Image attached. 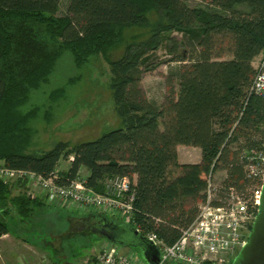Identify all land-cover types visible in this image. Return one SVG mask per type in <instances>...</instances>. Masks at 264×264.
I'll return each instance as SVG.
<instances>
[{"label":"trees","instance_id":"trees-1","mask_svg":"<svg viewBox=\"0 0 264 264\" xmlns=\"http://www.w3.org/2000/svg\"><path fill=\"white\" fill-rule=\"evenodd\" d=\"M202 1L207 3L66 0L60 15L62 0H0V160L47 176L61 157L72 155L60 170L62 181L84 169L87 184L97 191L106 179L126 176L134 190L135 224L168 244L195 220L209 172H224L220 192L231 187L246 195L256 181L245 169L247 155L264 152V97L250 89L253 59L264 56V0ZM131 29L145 34L125 36ZM174 32L181 34L179 42ZM167 41L169 53L182 49L172 57L178 65L169 71L157 105L146 98L140 80L156 68L154 54ZM119 47L122 53L111 59ZM65 51L78 68L95 56L107 62L121 126L35 154L28 151L30 122L41 106H24L49 81ZM64 93V87L55 88L47 100ZM179 145L198 147L199 161L179 162ZM17 187L0 181L1 212L8 216L11 204L23 220L45 207L42 197L31 199ZM8 232L1 213L0 236Z\"/></svg>","mask_w":264,"mask_h":264},{"label":"rangeland","instance_id":"rangeland-1","mask_svg":"<svg viewBox=\"0 0 264 264\" xmlns=\"http://www.w3.org/2000/svg\"><path fill=\"white\" fill-rule=\"evenodd\" d=\"M190 6H204L207 1L186 0ZM66 0H62L59 14L65 9ZM145 34L143 30L131 29L125 36ZM176 41L181 40L180 33H172ZM223 43H226L224 41ZM167 42L156 50L153 62L157 64L154 70L144 72L140 86L147 99L160 105L163 101L167 86L169 71L178 65L173 60V55L182 49L178 47L172 54L167 51ZM122 53V47L117 48L111 59H115ZM253 59V66L257 67L262 55ZM224 55L222 58H229ZM258 62V63H257ZM109 65L101 56L91 57L89 62L82 67H75L69 52L65 51L57 60L49 81L33 92L26 106L37 104L41 106L39 114L30 122L34 131L29 152L40 154L54 146L59 141L74 145L78 142L93 140L102 133L121 126V120L114 110L109 83ZM73 78V81H70ZM64 87V96L55 102L47 100V93L55 88ZM27 106V107H28ZM46 106V107H45ZM23 107V108H24ZM47 108L48 111L44 112ZM178 153L183 161H195L198 158L197 148L194 146L180 145ZM72 158V155L68 157ZM62 157L58 162V169L65 170L69 161ZM81 175H87L86 170H80ZM224 172L215 173L213 183L219 184ZM11 211L6 217L9 233L20 236L29 242L39 245L50 258L58 264H93L96 254L102 249L101 244L108 242L102 236H98L93 230L87 231L82 224L73 222V217H82L80 211L66 210L54 206H46L36 213L25 218L16 214L14 206L10 204ZM73 220V221H72ZM77 221V220H76ZM54 251H64V258H59ZM104 246V245H103ZM122 251L132 250L138 255V247L123 245ZM236 255V254H235ZM234 255V256H235ZM233 259L229 257L228 264Z\"/></svg>","mask_w":264,"mask_h":264},{"label":"built area","instance_id":"built-area-1","mask_svg":"<svg viewBox=\"0 0 264 264\" xmlns=\"http://www.w3.org/2000/svg\"><path fill=\"white\" fill-rule=\"evenodd\" d=\"M258 61L250 89L264 97V56ZM246 161L248 177L256 179L249 192L245 195L231 187L220 192V183H213L215 173L209 172L206 175L205 201L199 205L195 220L181 229L178 239L171 244L154 232H143L135 224L134 190L126 176L106 179L102 183V191H97L87 184L86 175H81L80 171L63 182L61 169L57 168L45 176L33 170L11 168L0 160V181L16 184L20 193L31 199L42 197L45 203L57 208L84 214L103 213L133 225L138 233L157 247L159 264H228L229 257H234L247 241L264 184V152L251 150ZM121 247L124 246L109 241L96 254L93 264H147L138 253L122 251Z\"/></svg>","mask_w":264,"mask_h":264},{"label":"water","instance_id":"water-1","mask_svg":"<svg viewBox=\"0 0 264 264\" xmlns=\"http://www.w3.org/2000/svg\"><path fill=\"white\" fill-rule=\"evenodd\" d=\"M84 219V218H79ZM78 219V220H79ZM103 224L98 228V233L103 238L113 243L121 245L136 246L139 248L142 259L147 264H159V250L149 240L142 237L135 228H130L131 237L129 239H119L111 234V228L117 226L112 222L103 220ZM96 232V231H94ZM230 264H264V184L261 190L258 212L251 225L246 243L237 251Z\"/></svg>","mask_w":264,"mask_h":264},{"label":"crops","instance_id":"crops-1","mask_svg":"<svg viewBox=\"0 0 264 264\" xmlns=\"http://www.w3.org/2000/svg\"><path fill=\"white\" fill-rule=\"evenodd\" d=\"M179 146H177V152L179 150L178 149ZM196 148L198 151V158L195 161H191V162H197L200 159V149L198 147ZM178 160L179 162H188L187 160L186 161L181 160L179 153H178ZM16 192L17 191L14 189V193ZM46 205L48 206L47 203ZM46 205L44 204L45 207ZM1 213H3L6 219L7 217L6 211L1 212L0 210V214ZM79 218L81 217H73L72 219H74L75 221L73 220L72 221L77 222L76 220H78ZM77 223H79V221ZM84 225L82 228H84L85 231ZM107 243L108 242H104L101 244V246L103 247V245H106ZM51 248L59 258L65 257V255L63 254L64 251L59 250L55 252L54 247L51 246ZM0 264H58V262L56 260H50L47 253L42 248H40L39 245H35L34 243L29 242L27 239L22 238L20 236H13L8 232L0 236ZM65 264H71V263H65Z\"/></svg>","mask_w":264,"mask_h":264},{"label":"flooded vegetation","instance_id":"flooded-vegetation-1","mask_svg":"<svg viewBox=\"0 0 264 264\" xmlns=\"http://www.w3.org/2000/svg\"><path fill=\"white\" fill-rule=\"evenodd\" d=\"M82 218H84V219H79V220H77V222L79 221V223H81L83 225L85 223L84 226H85V229H87V231L93 230V231L97 232L98 228L96 227L97 226L96 224H98V226H100V228H101V226L104 222L103 220H105L106 222H112V223L117 224L116 227L111 228V234L114 235L115 237L122 239V240L129 239L131 237L129 226L122 224V223H119L117 221L110 220L109 218H106L105 216L100 215L98 213L97 214L93 213L90 215L87 214V215H84ZM96 234L100 235L98 232ZM100 236H102V235H100ZM115 244H119V243L115 242ZM166 264H172V263H166Z\"/></svg>","mask_w":264,"mask_h":264}]
</instances>
